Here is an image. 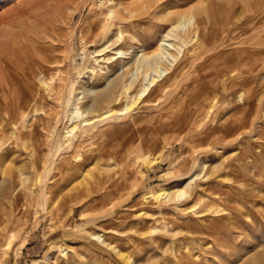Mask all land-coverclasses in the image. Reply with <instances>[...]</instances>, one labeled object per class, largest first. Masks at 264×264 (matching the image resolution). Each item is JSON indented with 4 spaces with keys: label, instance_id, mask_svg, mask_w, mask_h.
Here are the masks:
<instances>
[{
    "label": "rangeland",
    "instance_id": "rangeland-1",
    "mask_svg": "<svg viewBox=\"0 0 264 264\" xmlns=\"http://www.w3.org/2000/svg\"><path fill=\"white\" fill-rule=\"evenodd\" d=\"M40 261L264 264V0H0V264Z\"/></svg>",
    "mask_w": 264,
    "mask_h": 264
},
{
    "label": "bare ground",
    "instance_id": "bare-ground-1",
    "mask_svg": "<svg viewBox=\"0 0 264 264\" xmlns=\"http://www.w3.org/2000/svg\"><path fill=\"white\" fill-rule=\"evenodd\" d=\"M164 42V41H163ZM165 43V42H164ZM166 45V44H165ZM160 47L161 48H163V44L161 43L160 44ZM162 50H164V48L162 49ZM165 51V50H164ZM166 52V51H165ZM160 53V52H159ZM162 53H164L163 51L160 53V55L162 54ZM166 54V53H165ZM164 54V55H165ZM164 55H162V56H164ZM166 55H168V54H166ZM159 56V55H158ZM165 57V56H164ZM149 58V57H148ZM148 58L147 57H143V58H141V59H137L136 60V65L137 66H143V65H149L150 64V60H148ZM158 58V57H157ZM163 58V57H162ZM160 59H161V56H160ZM158 72H160L159 70H158ZM162 73H164V72H162ZM157 74V73H156ZM158 77V76H157ZM159 77H160V75H159ZM151 79V78H150ZM155 79V78H154ZM154 79H152L151 81H149L148 80V82L147 83H145L146 85L143 87V89H142V91L140 92V95H143V93L147 90V88L149 87V85L151 86V83L153 82V81H156V79L154 80ZM102 96V95H101ZM102 99V98H101ZM94 102H97V101H94ZM98 103V102H97ZM94 105V104H93ZM95 107V106H94ZM153 196V195H152ZM14 235V234H13ZM38 264H43V261H40Z\"/></svg>",
    "mask_w": 264,
    "mask_h": 264
}]
</instances>
